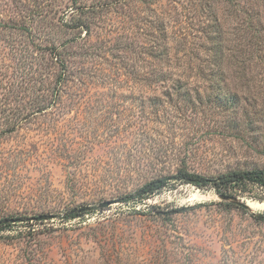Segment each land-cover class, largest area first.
<instances>
[{
	"label": "rangeland",
	"instance_id": "rangeland-1",
	"mask_svg": "<svg viewBox=\"0 0 264 264\" xmlns=\"http://www.w3.org/2000/svg\"><path fill=\"white\" fill-rule=\"evenodd\" d=\"M180 167L264 170V0H0V264H264L256 188L121 202Z\"/></svg>",
	"mask_w": 264,
	"mask_h": 264
},
{
	"label": "trees",
	"instance_id": "trees-1",
	"mask_svg": "<svg viewBox=\"0 0 264 264\" xmlns=\"http://www.w3.org/2000/svg\"><path fill=\"white\" fill-rule=\"evenodd\" d=\"M78 0H72L73 5L77 4ZM82 27L87 33L89 32V27L87 24H79L76 23L75 27ZM72 28V27H71ZM54 54V53H53ZM57 59L60 57V54H55ZM60 68L62 70L61 79L64 78V72L66 71V62L64 60L58 59ZM42 110L38 108V110L33 112H28L16 122L10 128V132L14 131L15 128L20 124V121L27 120L31 115L36 112ZM170 182L173 184H190L199 189H204L205 187H212L216 194L224 197H235V194H244L248 192L251 188L258 189L262 194H264V170H234L227 172L225 174L216 176L214 178H205L197 173H193L185 169L184 167H180L175 174L170 176H163L156 179H153L146 183L141 188L137 189L134 194L125 196L122 198L121 202L126 203L131 200L142 201L145 198L154 195L155 193L161 191L164 187H167ZM82 211H93L82 209ZM80 214L75 212V210L70 211L65 215L66 218H74L79 216ZM253 219L258 222L264 223V213L254 214L252 215ZM6 223L10 222V220H5Z\"/></svg>",
	"mask_w": 264,
	"mask_h": 264
},
{
	"label": "bare ground",
	"instance_id": "bare-ground-1",
	"mask_svg": "<svg viewBox=\"0 0 264 264\" xmlns=\"http://www.w3.org/2000/svg\"><path fill=\"white\" fill-rule=\"evenodd\" d=\"M247 206L251 209H260V208H264V204L258 203V202H248Z\"/></svg>",
	"mask_w": 264,
	"mask_h": 264
},
{
	"label": "water",
	"instance_id": "water-1",
	"mask_svg": "<svg viewBox=\"0 0 264 264\" xmlns=\"http://www.w3.org/2000/svg\"><path fill=\"white\" fill-rule=\"evenodd\" d=\"M224 197V196H223ZM226 198H230V197H226ZM113 202H111V201H107V202H104V203H102L101 204V206L103 207H105V206H109V205H111ZM243 207H245V208H247L248 206L246 205V204H241ZM38 219H45V217L44 216H42V217H38Z\"/></svg>",
	"mask_w": 264,
	"mask_h": 264
}]
</instances>
